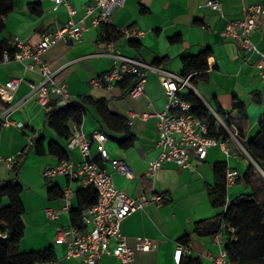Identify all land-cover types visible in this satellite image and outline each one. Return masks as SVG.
Segmentation results:
<instances>
[{
	"label": "crops",
	"instance_id": "crops-1",
	"mask_svg": "<svg viewBox=\"0 0 264 264\" xmlns=\"http://www.w3.org/2000/svg\"><path fill=\"white\" fill-rule=\"evenodd\" d=\"M66 1L77 10L71 18L65 6L56 8L50 0H12V9L6 15H0V86L19 77L33 83L40 80L38 74L24 72L17 62L1 61L3 51H14L15 38L34 47L40 37L53 32L57 24L71 19L86 27L87 31L79 41L59 42L43 54L42 59L55 73V82L67 85L73 101L103 99L110 112L126 119L128 135L104 123L93 105L86 102L81 125L69 122L68 128L71 134L75 127H79L86 136L96 131L106 135L104 146L108 160L100 157L95 142L90 147V158L111 175L116 189L136 198L160 197L159 202H147L121 223L128 247L135 249L138 238L151 240L149 249L135 251L133 264H177L173 260L177 244H186L188 248L178 264H211L210 258L217 256L223 248L224 241L220 243L214 231L218 227L219 215L226 210V207L214 208L210 202L214 164L224 162L227 171L237 176L235 183L226 188L227 204L236 198L254 195L264 205V172L242 144L257 136L258 124L264 120V80L257 68L259 58L256 54L241 52L235 43L224 40L221 35L228 21L242 19L245 8L253 4L264 5V0H217L220 12L207 6L209 0H125L122 7L112 11L113 28L126 27L144 34L137 40L138 49L123 36L110 41L123 56L141 59L147 64L158 63L182 76L183 58L210 51L208 69L190 74L189 85L182 88L181 96L193 92L220 116L238 118L245 114L248 119L242 142L238 136L234 139L228 135L223 139L228 149L226 153L218 146L213 147L205 160H195L193 169L168 164L152 175H148L149 163L159 155L155 114L165 110L166 100L158 76L152 71L145 74L144 91L137 98L129 93L137 80L130 75L114 82L111 90L94 87L92 81L113 65V58L106 55L109 42L103 41V23L96 27L91 25L100 11L85 17V6L95 0ZM34 4L39 5V12L31 10ZM251 39L259 50L264 51V27L255 30ZM191 78L194 79L190 81ZM9 101L8 119L12 124L0 129V183L12 179L5 160L18 152L23 154L17 160L16 178L21 187L19 201L23 234L13 253L52 249L53 261L36 264H84L78 259H66V246L55 240L58 230L81 226L77 210L80 207L78 190L82 186L63 175L44 178L46 168L64 159L82 161L80 151L68 150L66 140L47 124V112L27 83H21ZM56 102L57 96L51 93L50 104L55 106ZM16 123H21L23 128H17ZM126 137L130 142L124 143ZM36 142L40 143L43 153L36 152ZM51 144L55 149L53 152L50 151ZM112 160L125 161L133 177L116 173L110 164ZM251 163L258 172L254 174V182L248 185L243 177ZM68 187L72 191L65 198L62 192ZM52 189L54 192L50 191ZM87 200H83V204ZM9 204L7 197L0 199V208ZM48 209L61 213L57 219H49L46 215ZM96 264L119 262L114 257L104 256Z\"/></svg>",
	"mask_w": 264,
	"mask_h": 264
},
{
	"label": "built area",
	"instance_id": "built-area-1",
	"mask_svg": "<svg viewBox=\"0 0 264 264\" xmlns=\"http://www.w3.org/2000/svg\"><path fill=\"white\" fill-rule=\"evenodd\" d=\"M57 8L65 6L71 17L76 15L77 10L66 0H50ZM125 0H95L93 4L85 6V17L99 10V14L91 21V25H111V13L117 7H122ZM207 6L220 12V4L217 0H209ZM242 19L228 21L221 35L224 40L235 43L243 53H253L259 58L257 68L264 80V51L259 50L253 43L252 33L264 27V5L253 4L242 12ZM84 17V18H85ZM124 38L138 40L143 37V32L126 27L115 28ZM87 28L69 20L66 23L57 24L53 32L43 34L36 46L29 47L19 38L13 42L12 53L3 51L2 62H17L22 65L24 72L38 74L40 80L37 83L28 82L24 77L13 78L0 86V129L7 127L12 122L8 119L11 110L10 97L17 90L21 83H27L31 93L36 95L37 102L46 110L71 105L73 100L70 97L65 83L57 84L54 80L55 73L43 61L42 56L52 46L59 42L73 43L81 39ZM106 55L113 58L111 69L92 81L94 87H106L111 90L114 82L122 80L125 75L138 76L137 82L130 90V95L139 97L144 91L145 74L149 71L155 72L165 95V110L155 114L157 141L159 149L158 157L151 161L148 166V175L168 165L175 164L178 167L193 169L195 160L203 161L207 158L208 152L213 147L221 148L225 153L228 151L226 140L217 139L208 135V126L205 121L200 120L191 112L190 102L181 97L182 88L189 85V76L176 75L159 65L147 64L141 59L130 58L120 54L109 42L106 45ZM57 96L56 105L50 104V94ZM208 116L215 120L220 128L228 135L236 139L237 131L227 125V116H220L209 106H206ZM137 116V114H133ZM17 128H23L21 123H16ZM107 137L102 132H94L86 136L79 127H75L72 134L66 141V147L72 151H80L82 161L73 162L64 159L54 166H49L44 171V178L50 179L58 175L66 176L69 180L77 182L82 187L92 186L96 192V203L82 210L80 214L81 226L60 229L56 233V242L66 246V259H78L84 264H96L102 257L111 256L118 260L119 264H133L135 251L147 250L151 247V240L138 238L136 248L127 246L124 235L121 232V223L132 213L140 210L149 201H160L159 196L151 199L144 197L136 198L128 195L122 190L116 189L113 185L111 175L90 158V147L93 142L97 144L99 155L103 160H108L105 149ZM22 152L7 158L5 161L10 170L14 166ZM113 170L128 178L133 174L128 164L123 160L110 161ZM237 179L236 173L226 172V187L233 185ZM71 189L68 187L63 191L67 198ZM67 208H64L66 210ZM61 211L48 209L46 215L49 219H57ZM227 227V226H226ZM222 225V228H226ZM229 232L234 234V229L228 227ZM6 233L0 231V239H5ZM216 239L223 242V232L220 230L215 235ZM187 246L177 244L173 260L179 263ZM211 264H231L227 252L222 248L218 255L210 258Z\"/></svg>",
	"mask_w": 264,
	"mask_h": 264
},
{
	"label": "trees",
	"instance_id": "trees-1",
	"mask_svg": "<svg viewBox=\"0 0 264 264\" xmlns=\"http://www.w3.org/2000/svg\"><path fill=\"white\" fill-rule=\"evenodd\" d=\"M11 9L12 0H0V15H6ZM31 10L39 12L40 7L38 4H34L31 6ZM103 32V41L105 42H110L118 38V36H121L115 28L107 24H103ZM129 44L135 49H138L140 46L139 42L135 39H129ZM209 56L210 51L206 50L196 57L183 58L182 76L187 77L192 73L199 74L207 70ZM156 65L159 64L156 63ZM130 76L138 79L136 75ZM193 79L191 78L190 81ZM181 97L183 100L191 103L192 114L206 122L210 137L217 139H226L228 137V134L222 128L216 127L215 120L208 116L204 103L193 92ZM86 102L93 105L104 123L112 126L114 129L123 131L126 135L129 134L126 119L122 115L110 112L106 101L103 99L95 102L89 100L73 101L71 105L53 108L46 113L47 124L60 137L67 141L71 135L68 123L74 122L76 125H81L83 115L86 111ZM236 108H240V106H236ZM226 122L229 127L233 126L236 129L238 139L241 141L248 128L246 115L241 114L238 118L227 117ZM125 139L124 143L130 142V139H127V137ZM242 144L251 158L260 167L261 171L264 172V120L258 124L257 136L247 143L242 142ZM54 150L53 144H51L50 151L53 152ZM36 152L43 153L39 142H36ZM22 156L23 154L17 160L21 159ZM11 172L12 179L0 183V199L7 197L10 202L8 207L0 208V231L7 235L5 239H0V264L51 262L55 258L52 249L30 253H13L14 248L18 245L23 234V225L20 219L22 207L19 201L21 187L16 181L18 173L17 161L12 167ZM226 172L227 166L224 162L214 164V186L209 193L210 202L214 208L226 207V210L219 215L218 227L214 233H218L220 230L223 232V249L227 252L231 264H264V205H261L254 195L236 198L227 204ZM255 172H258V170L251 163L243 177V181L251 185L255 179ZM50 191L54 192V189ZM78 197L80 198V207L77 213L80 219V214L86 208L85 206L88 208L96 203L97 195L92 186H86L78 190ZM82 198H84L83 200H87L86 198H88L85 204H83L84 201ZM222 225L227 227L222 228ZM75 227L80 226L76 225ZM228 227H232L235 230L234 234L229 232Z\"/></svg>",
	"mask_w": 264,
	"mask_h": 264
}]
</instances>
